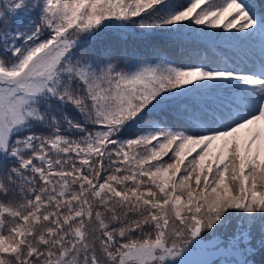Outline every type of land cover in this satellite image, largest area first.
<instances>
[{
    "label": "snow or ice",
    "instance_id": "snow-or-ice-1",
    "mask_svg": "<svg viewBox=\"0 0 264 264\" xmlns=\"http://www.w3.org/2000/svg\"><path fill=\"white\" fill-rule=\"evenodd\" d=\"M0 264H264V2L0 0Z\"/></svg>",
    "mask_w": 264,
    "mask_h": 264
},
{
    "label": "rangeland",
    "instance_id": "rangeland-1",
    "mask_svg": "<svg viewBox=\"0 0 264 264\" xmlns=\"http://www.w3.org/2000/svg\"><path fill=\"white\" fill-rule=\"evenodd\" d=\"M219 29H217V31H218ZM166 159V158H165ZM190 259H192V260H198V259H202V257H200V256H198V255H193L192 257H190ZM256 259H257V261H259L260 259H261V257L260 256H257L256 257Z\"/></svg>",
    "mask_w": 264,
    "mask_h": 264
},
{
    "label": "trees",
    "instance_id": "trees-1",
    "mask_svg": "<svg viewBox=\"0 0 264 264\" xmlns=\"http://www.w3.org/2000/svg\"><path fill=\"white\" fill-rule=\"evenodd\" d=\"M261 2H264V0H257V3H261Z\"/></svg>",
    "mask_w": 264,
    "mask_h": 264
}]
</instances>
